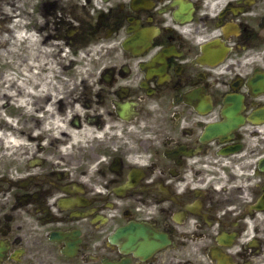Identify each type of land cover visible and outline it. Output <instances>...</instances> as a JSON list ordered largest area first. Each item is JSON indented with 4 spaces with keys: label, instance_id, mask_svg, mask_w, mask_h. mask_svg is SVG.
Masks as SVG:
<instances>
[{
    "label": "flooded vegetation",
    "instance_id": "flooded-vegetation-1",
    "mask_svg": "<svg viewBox=\"0 0 264 264\" xmlns=\"http://www.w3.org/2000/svg\"><path fill=\"white\" fill-rule=\"evenodd\" d=\"M0 65V264H264V0H0Z\"/></svg>",
    "mask_w": 264,
    "mask_h": 264
},
{
    "label": "rangeland",
    "instance_id": "rangeland-1",
    "mask_svg": "<svg viewBox=\"0 0 264 264\" xmlns=\"http://www.w3.org/2000/svg\"><path fill=\"white\" fill-rule=\"evenodd\" d=\"M9 79H10L9 82H11V80H12V76H9ZM4 81H5V82L8 81L7 76L5 77ZM4 88H5V89H9L7 86H5ZM12 97H13V96H12ZM2 112H3V113H7V109H3ZM2 112L0 111V117H1V116L3 117ZM0 124H6V123H5L3 120H0Z\"/></svg>",
    "mask_w": 264,
    "mask_h": 264
},
{
    "label": "bare ground",
    "instance_id": "bare-ground-1",
    "mask_svg": "<svg viewBox=\"0 0 264 264\" xmlns=\"http://www.w3.org/2000/svg\"><path fill=\"white\" fill-rule=\"evenodd\" d=\"M0 135H3V136H5L3 133H0Z\"/></svg>",
    "mask_w": 264,
    "mask_h": 264
}]
</instances>
